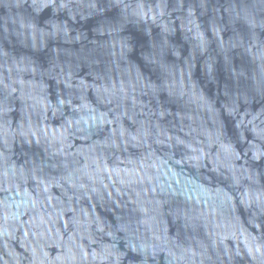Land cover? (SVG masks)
Instances as JSON below:
<instances>
[{
  "label": "water",
  "instance_id": "obj_1",
  "mask_svg": "<svg viewBox=\"0 0 264 264\" xmlns=\"http://www.w3.org/2000/svg\"><path fill=\"white\" fill-rule=\"evenodd\" d=\"M0 264H264V0H0Z\"/></svg>",
  "mask_w": 264,
  "mask_h": 264
}]
</instances>
